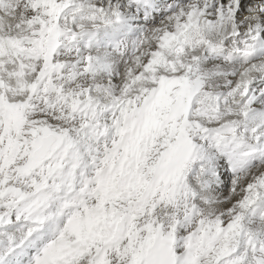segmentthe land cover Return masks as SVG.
Here are the masks:
<instances>
[{
	"label": "snow or ice",
	"instance_id": "snow-or-ice-1",
	"mask_svg": "<svg viewBox=\"0 0 264 264\" xmlns=\"http://www.w3.org/2000/svg\"><path fill=\"white\" fill-rule=\"evenodd\" d=\"M0 264H264V0H0Z\"/></svg>",
	"mask_w": 264,
	"mask_h": 264
}]
</instances>
